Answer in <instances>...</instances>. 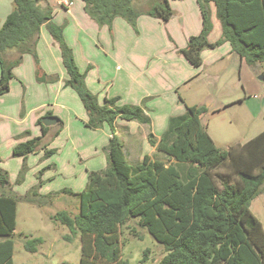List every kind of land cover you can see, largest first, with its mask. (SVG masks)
Segmentation results:
<instances>
[{"label": "rangeland", "instance_id": "rangeland-1", "mask_svg": "<svg viewBox=\"0 0 264 264\" xmlns=\"http://www.w3.org/2000/svg\"><path fill=\"white\" fill-rule=\"evenodd\" d=\"M151 1L140 0L138 5L146 9ZM169 1L174 10L169 20L141 14L136 27L123 17L114 19L111 28L100 26L87 15L92 24L84 28L75 22L68 24L59 0H52L55 5L51 6L53 21L65 24V40L87 87L101 103L119 92L131 100L127 104L146 106L156 122L151 130L156 137L165 131L170 116L186 112V105H205L208 111L202 115V124L218 147L246 143L264 131V61L249 63L229 42H223L204 48L201 57L206 62L193 66L181 49L202 29L199 3ZM41 3L46 5L45 0ZM76 4L82 5L81 0ZM13 6V0H0V24ZM209 6L213 26L208 40L215 43L222 38V25L215 4ZM97 29H102L101 33ZM6 55L11 60L18 53L10 50ZM1 71L0 65V76ZM67 79L60 45L44 25L35 54H23L9 91L0 94V169L8 174L5 191L18 200L16 229L11 236L13 264H80V234H72L53 215L59 210L79 213L76 193L84 190L92 170L107 167L105 147L111 130L107 124L91 128L86 121H70L73 114L84 116L87 110L79 94L65 84ZM149 90L161 95L149 97ZM49 112L64 124L50 126L49 134L26 158L14 155L16 144L41 134L38 121ZM118 127L117 135L130 147L132 121L121 118ZM48 149L55 153L47 154ZM156 158L174 162L163 153ZM128 161L135 164L132 157ZM229 169L230 165L224 164L219 170ZM251 209L264 227V192L252 201ZM35 237L44 241L31 252L25 243ZM120 240L122 256L131 264H158L167 253L136 219L120 228Z\"/></svg>", "mask_w": 264, "mask_h": 264}, {"label": "trees", "instance_id": "trees-1", "mask_svg": "<svg viewBox=\"0 0 264 264\" xmlns=\"http://www.w3.org/2000/svg\"><path fill=\"white\" fill-rule=\"evenodd\" d=\"M14 6L0 27V94L10 89L14 68L25 53L35 54L42 27L47 26L60 45L68 74L65 84L80 96L87 110L86 126L109 125L111 137L107 167L92 170L83 191L76 193L80 210L72 215L59 210L53 219L80 234V264H131L122 256L120 228L129 220L148 230L167 253L158 264H264V227L251 209L252 201L264 192V131L244 144L218 147L202 124L205 105H186V112L171 116L159 140L150 138L158 153L174 160L146 154L131 164L122 139L116 133L118 118L150 123L143 105L118 104L119 96L101 103L85 83L72 48L64 37L65 24L53 21L54 10L46 1L13 0ZM74 1V0H72ZM87 14L100 26L111 28L123 17L136 27L141 14L169 20L174 14L169 0H152L146 9L140 0H82ZM203 26L191 35L182 54L195 67L203 63L202 50L229 42L232 50L249 63L264 61V0H197ZM210 2L216 6L222 38L210 42ZM14 50L17 57L8 60ZM47 114H52L51 112ZM42 134L21 141L13 148L16 156L35 152L50 127L39 119ZM47 154H54L48 149ZM229 164L227 172L222 165ZM8 174L0 169V264H13L17 197L7 193ZM72 193L71 190H66ZM65 191V192H66ZM70 238V236H67ZM42 237L28 239L26 248L38 250ZM147 252V250L145 251Z\"/></svg>", "mask_w": 264, "mask_h": 264}, {"label": "crops", "instance_id": "crops-1", "mask_svg": "<svg viewBox=\"0 0 264 264\" xmlns=\"http://www.w3.org/2000/svg\"><path fill=\"white\" fill-rule=\"evenodd\" d=\"M52 0H48V2L53 6L55 5V3L51 2ZM46 2V0H45ZM82 2V5H77L76 4V0H74V4L70 7H65L63 5H59L58 4V7L60 8L61 12H66L64 17L66 16V20L68 21V24H71L73 22L77 24H79L80 27H84L86 28L87 26H91V22L88 21V17H87V12L85 11L84 9V2L81 0ZM47 3V2H46ZM58 3V2H57ZM90 17V16H89ZM91 18V17H90ZM55 18L53 17V20ZM92 19V18H91ZM120 18L117 17L115 18L116 21H118ZM3 23V22H2ZM74 24V23H73ZM123 24V23H122ZM2 25V24H0ZM105 26V25H104ZM1 27V26H0ZM114 29H115V26H114ZM101 30L102 29H97V31L99 33H101ZM114 31V30H113ZM97 32V33H98ZM117 36V35H116ZM118 38V36H117ZM123 41V40H122ZM185 57V56H184ZM187 60V59H186ZM188 61V60H187ZM203 62L205 63L206 61L203 60ZM63 63V61H62ZM202 63V64H204ZM68 75V74H67ZM126 75H123L122 77H124ZM153 83V82H152ZM150 91V90H149ZM62 93V92H61ZM117 93V96L120 97V100L122 99V101L118 104H124V103H131V102H128V101H131L130 99L128 100L127 98H125L122 94H119V92H116ZM147 96L149 97H155V96H160L161 93H159V91H157V93H152L151 91L150 92H147L146 94ZM146 96V97H147ZM108 97H111V96H107ZM146 107V106H145ZM146 109V113L150 116L151 118V122L150 123H142V122H139L137 120H131L132 121V128H133V131L132 133L130 134L131 137V142L132 144L127 146L126 143L123 141V144H124V151L126 153V156L128 159H130L132 157V161L136 163H139L140 161H142V159L144 158V156L146 154H149L153 157H156V155L158 154L157 150H156V147L153 146L151 143H150V138H155L156 140H159L161 135H159L158 137L154 136V134L151 133V130L152 128L156 125V122H154V119L151 115V113L149 112V110L147 108ZM46 115H49V114H46ZM45 115V116H46ZM52 115H55L54 113H52ZM80 114H77V115H74L70 117V121L71 120H81V121H87L88 119V114L87 115H84V116H79ZM87 116V117H86ZM171 117V116H170ZM121 118H118L117 121H116V133L118 132V125H119V120ZM63 123V121H59L58 124L56 125H59L60 123ZM86 123V122H85ZM64 124V123H63ZM86 125V124H85ZM54 126V125H53ZM41 128V126H40ZM50 132V128L47 132V134L45 135V137L49 134ZM108 133V138L110 140V137L112 136L111 135V131H107ZM41 134H42V130H41ZM40 134V135H41ZM38 135V136H40ZM127 148V149H126Z\"/></svg>", "mask_w": 264, "mask_h": 264}, {"label": "water", "instance_id": "water-1", "mask_svg": "<svg viewBox=\"0 0 264 264\" xmlns=\"http://www.w3.org/2000/svg\"><path fill=\"white\" fill-rule=\"evenodd\" d=\"M59 121H60V118L52 114L46 115L41 118V123L47 127L56 125L59 123Z\"/></svg>", "mask_w": 264, "mask_h": 264}, {"label": "built area", "instance_id": "built-area-1", "mask_svg": "<svg viewBox=\"0 0 264 264\" xmlns=\"http://www.w3.org/2000/svg\"><path fill=\"white\" fill-rule=\"evenodd\" d=\"M60 4L65 6V7H70L74 4V1L72 0H59Z\"/></svg>", "mask_w": 264, "mask_h": 264}]
</instances>
